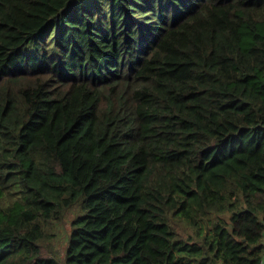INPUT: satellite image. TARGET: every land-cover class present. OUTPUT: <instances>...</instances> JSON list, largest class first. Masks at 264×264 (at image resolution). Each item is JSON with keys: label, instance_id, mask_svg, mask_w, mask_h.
Segmentation results:
<instances>
[{"label": "trees", "instance_id": "16d2710c", "mask_svg": "<svg viewBox=\"0 0 264 264\" xmlns=\"http://www.w3.org/2000/svg\"><path fill=\"white\" fill-rule=\"evenodd\" d=\"M78 203L65 264H263L264 0H0V264Z\"/></svg>", "mask_w": 264, "mask_h": 264}, {"label": "rangeland", "instance_id": "374dc122", "mask_svg": "<svg viewBox=\"0 0 264 264\" xmlns=\"http://www.w3.org/2000/svg\"><path fill=\"white\" fill-rule=\"evenodd\" d=\"M32 43L27 44L22 48L26 52L30 50ZM8 198L1 202L6 204ZM82 212L81 203L71 206L69 209L63 211L62 219H53L45 225V233L47 237L40 241L45 254H51L58 258L61 264H65V252L68 245V240L71 232V222L76 215ZM178 231L181 234L187 235L192 233L190 227L185 222L178 226Z\"/></svg>", "mask_w": 264, "mask_h": 264}, {"label": "built area", "instance_id": "2783aa9c", "mask_svg": "<svg viewBox=\"0 0 264 264\" xmlns=\"http://www.w3.org/2000/svg\"><path fill=\"white\" fill-rule=\"evenodd\" d=\"M262 263L264 264V259H263Z\"/></svg>", "mask_w": 264, "mask_h": 264}, {"label": "crops", "instance_id": "0c3cea01", "mask_svg": "<svg viewBox=\"0 0 264 264\" xmlns=\"http://www.w3.org/2000/svg\"><path fill=\"white\" fill-rule=\"evenodd\" d=\"M263 243H264V240H263Z\"/></svg>", "mask_w": 264, "mask_h": 264}]
</instances>
